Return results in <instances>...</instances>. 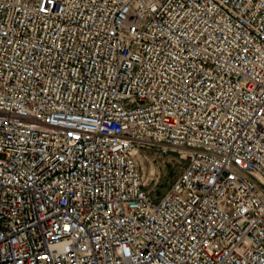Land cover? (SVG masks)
<instances>
[{
	"label": "built area",
	"instance_id": "1",
	"mask_svg": "<svg viewBox=\"0 0 264 264\" xmlns=\"http://www.w3.org/2000/svg\"><path fill=\"white\" fill-rule=\"evenodd\" d=\"M0 264H264V0H0Z\"/></svg>",
	"mask_w": 264,
	"mask_h": 264
},
{
	"label": "rangeland",
	"instance_id": "2",
	"mask_svg": "<svg viewBox=\"0 0 264 264\" xmlns=\"http://www.w3.org/2000/svg\"><path fill=\"white\" fill-rule=\"evenodd\" d=\"M184 165L185 161L176 154L158 157L154 162L144 160L143 173L147 191L154 198L162 196L178 178Z\"/></svg>",
	"mask_w": 264,
	"mask_h": 264
}]
</instances>
